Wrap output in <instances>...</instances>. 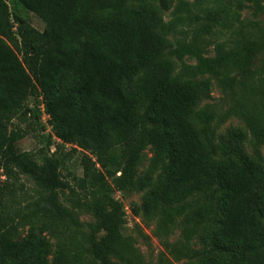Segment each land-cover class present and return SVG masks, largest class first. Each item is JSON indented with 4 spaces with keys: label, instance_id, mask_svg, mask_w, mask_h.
Masks as SVG:
<instances>
[{
    "label": "trees",
    "instance_id": "1",
    "mask_svg": "<svg viewBox=\"0 0 264 264\" xmlns=\"http://www.w3.org/2000/svg\"><path fill=\"white\" fill-rule=\"evenodd\" d=\"M8 1L0 0V264H130L112 193L147 186L145 217L170 224L173 205L202 196L186 222L205 250L184 255V264H264V62L251 67L264 54V22L240 15L243 3L261 0ZM8 4L36 13L43 29ZM231 30L229 41L218 40ZM185 56L195 64L176 73L172 57ZM211 78L232 93L230 111L245 123L218 139L215 114L198 109ZM43 113L60 142L51 153L49 142L18 150L21 125ZM147 147L153 156L138 181ZM76 154L81 176L68 173L70 185L60 173ZM23 175L30 192L15 186ZM65 189L87 193L97 218L89 232L61 202Z\"/></svg>",
    "mask_w": 264,
    "mask_h": 264
},
{
    "label": "rangeland",
    "instance_id": "2",
    "mask_svg": "<svg viewBox=\"0 0 264 264\" xmlns=\"http://www.w3.org/2000/svg\"><path fill=\"white\" fill-rule=\"evenodd\" d=\"M186 1L193 3L195 0ZM156 2L158 1L156 0ZM236 2L237 0H232L233 5H235ZM8 5L10 12L27 20L34 28L38 30L43 29L44 21L36 13L24 9L21 6L14 8L11 4ZM171 12L172 8L163 13L164 20L168 21L171 19ZM240 15L241 19L246 22H264V0H261L260 7L246 2L243 3ZM233 32L232 30L228 32L224 31L219 39H217L227 42L232 38ZM207 54H213V46L211 44L207 47ZM172 58L176 63V73H182L183 63L188 65L195 64V60L188 56H185L182 61L174 57ZM263 62L264 54L259 53L254 55L251 67L253 69L259 68ZM211 79L209 97L200 102L198 109L207 108L215 114L216 117L211 124V129L218 139L221 134L232 127L245 128V123L239 116L230 111L232 93L224 91L217 79ZM38 100L40 101L41 99L38 98ZM13 123L16 124V121ZM21 128L25 130L26 134L15 144L20 151L37 152L41 148H44L49 142L51 146L48 150L49 153H51L55 149L54 145L60 142L54 136L49 124V118L45 113L41 115L39 123L35 124L30 120L27 124L21 125ZM246 147L248 152H253L255 144L250 137ZM68 148H70V146H67V149ZM258 148L261 155L264 157V145H260ZM152 156V151L147 147L143 151L135 168L136 179L138 181L145 177ZM78 157L79 155L76 154L67 165V169L62 170L60 173L63 180L69 182L70 185H72V182L71 176L68 175V173L81 176ZM162 170L163 166H160L154 173L152 180H156ZM3 182H6V179L0 176V183L3 184ZM17 184H22L24 189L28 192L33 190L34 187L32 180L25 175L20 176V181L15 183V186H17ZM148 189L149 187L147 186L142 190L133 188L124 191L114 190L112 193V197L121 204L124 220L122 235L132 247L130 264H184V262H186L184 255L192 253L196 255L201 254L205 250V247L199 240V230L192 229L190 224H187L186 215L202 204V196L193 195L183 202L173 205L172 213L175 219L174 222L170 224L163 216H156L152 219L145 217L143 202ZM60 199L64 205L75 209L79 221L83 223L82 229L85 233L89 232L91 227H95L97 218L90 207L86 192L75 189V192L72 193L69 189H65L60 191ZM210 208V218H212L216 212L215 204ZM98 235H101V232Z\"/></svg>",
    "mask_w": 264,
    "mask_h": 264
}]
</instances>
